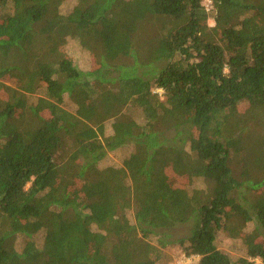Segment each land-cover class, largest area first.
I'll use <instances>...</instances> for the list:
<instances>
[{
	"label": "trees",
	"instance_id": "trees-1",
	"mask_svg": "<svg viewBox=\"0 0 264 264\" xmlns=\"http://www.w3.org/2000/svg\"><path fill=\"white\" fill-rule=\"evenodd\" d=\"M211 2L0 0V264H264V0Z\"/></svg>",
	"mask_w": 264,
	"mask_h": 264
},
{
	"label": "rangeland",
	"instance_id": "rangeland-1",
	"mask_svg": "<svg viewBox=\"0 0 264 264\" xmlns=\"http://www.w3.org/2000/svg\"><path fill=\"white\" fill-rule=\"evenodd\" d=\"M75 5V0H62L60 11L62 13L69 12ZM208 25L213 26L214 22L212 19L208 20ZM65 54L70 57L73 64L81 72L86 73L91 69V62L88 52L81 49L78 42L74 39L67 38L64 46ZM159 94L162 92L157 90ZM109 125L106 126V135L109 134ZM131 152L130 146L118 149L113 152H107L104 160L100 166H120L121 161ZM199 184H195L198 186ZM202 187V186H201ZM131 224H133L132 218H130ZM191 225L189 223L176 226L175 228L165 231L164 235H151L147 240L153 245L159 253L158 264H196L199 260L196 256H185L181 251V248L174 241L176 239L187 237ZM252 226L248 227L250 230ZM159 241L164 243V246L159 244ZM216 246L222 252H224L230 259L231 264H242V261H248L259 263L258 260H250L247 255L245 248L239 240L229 239L224 235H219L216 240Z\"/></svg>",
	"mask_w": 264,
	"mask_h": 264
},
{
	"label": "built area",
	"instance_id": "built-area-1",
	"mask_svg": "<svg viewBox=\"0 0 264 264\" xmlns=\"http://www.w3.org/2000/svg\"><path fill=\"white\" fill-rule=\"evenodd\" d=\"M201 4L205 8L206 11H211V9H212L211 0H201Z\"/></svg>",
	"mask_w": 264,
	"mask_h": 264
}]
</instances>
